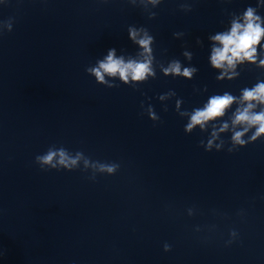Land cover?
I'll list each match as a JSON object with an SVG mask.
<instances>
[{
    "label": "clouds",
    "instance_id": "9594fccd",
    "mask_svg": "<svg viewBox=\"0 0 264 264\" xmlns=\"http://www.w3.org/2000/svg\"><path fill=\"white\" fill-rule=\"evenodd\" d=\"M134 3L135 0H132ZM144 8L148 5L156 7L162 0H140ZM181 10L187 12L191 11L189 4H181ZM257 7L249 6L242 14H232L230 29L219 32L210 39L214 42L211 50L210 64L214 69L221 70L216 77L217 80H232L238 76L239 73L234 71L238 63L245 61L256 63L258 59V48L264 51V44L261 43L264 39V17L258 14ZM149 19L156 16L155 12H148ZM13 29V21L11 19L0 22V35L11 32ZM129 39L139 46L140 50L137 54L138 58L120 55L117 56L116 49L111 48L107 54L98 59L94 66H89L85 71L95 78L96 83L105 85L108 88L119 87V84L113 83L117 78L125 85L135 87L138 84L145 83L156 78V72L153 67L155 56L153 54L152 44L155 38L149 34L145 27H128ZM176 38L184 35L182 32L173 34ZM197 44L201 41L197 38ZM183 55L188 59H193V54L187 50ZM258 67L264 66V59H259ZM161 70L164 76L184 77L192 79L194 74L198 72L196 67H183L178 59H173L167 67L161 65ZM231 70V71H230ZM108 78V79H106ZM176 95L174 91L158 96L160 101H164L171 96ZM183 101L178 99L176 101V112L180 117H187V123L184 127L186 134L192 133L196 128L201 132L212 126L210 137L205 143L200 141V145L204 147L205 151H221L224 148L225 141H216L220 137V133L231 131L230 147L227 148L229 153L238 151L239 148L246 147L249 143H253L261 138H264V81H258L252 87H245L241 89V94L235 96L229 92L223 94H215L208 98L207 102L202 107H196L191 111H179V105ZM233 105H236L234 111ZM143 108V103L141 104ZM148 117L152 121H159L160 117L154 111L151 104L145 109ZM164 111H167V106H164ZM231 111V116L228 120L224 117ZM230 120V123H229ZM218 121H222L217 125ZM251 133V135H248ZM247 136V139L245 137ZM35 163L39 165L42 171L46 170H66L73 171L80 169L81 171H91L92 180H95L96 174L113 175L117 172L119 165L117 163H107L101 161H94L89 156H86L83 151L71 152L64 146L57 147L51 145L46 152L38 154L35 157ZM82 166V167H81ZM191 214V212H190ZM199 231V228H197ZM230 236L235 238L237 233L235 230L230 232ZM232 241L229 240L228 243ZM171 246L164 244V251H170ZM0 251V257L3 256Z\"/></svg>",
    "mask_w": 264,
    "mask_h": 264
}]
</instances>
